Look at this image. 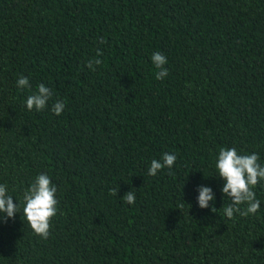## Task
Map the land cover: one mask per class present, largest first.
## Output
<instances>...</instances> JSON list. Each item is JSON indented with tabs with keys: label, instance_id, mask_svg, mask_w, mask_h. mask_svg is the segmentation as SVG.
Returning a JSON list of instances; mask_svg holds the SVG:
<instances>
[{
	"label": "trees",
	"instance_id": "16d2710c",
	"mask_svg": "<svg viewBox=\"0 0 264 264\" xmlns=\"http://www.w3.org/2000/svg\"><path fill=\"white\" fill-rule=\"evenodd\" d=\"M221 147L264 166V0H0V184L22 208L47 174L58 200L47 239L0 214V264H264V181L228 219Z\"/></svg>",
	"mask_w": 264,
	"mask_h": 264
},
{
	"label": "clouds",
	"instance_id": "9594fccd",
	"mask_svg": "<svg viewBox=\"0 0 264 264\" xmlns=\"http://www.w3.org/2000/svg\"><path fill=\"white\" fill-rule=\"evenodd\" d=\"M103 43V41H101ZM97 55H102L97 52ZM152 64L155 68L160 69L155 75L157 80H161L169 73L163 66L167 63L166 57L160 52L153 53L151 56ZM100 59L90 60L87 67L95 71L94 64L100 65ZM20 88L30 87L26 77H20L17 81ZM52 91L44 84H39L37 91L29 95L26 99V107L29 111L35 109L42 111L46 108L47 102L51 99ZM65 105L62 101H57L52 107V112L59 116L62 114ZM177 157L174 154L164 153L161 160L153 159L151 161L148 174L150 176L157 175L158 171L168 168L171 169L175 164ZM260 157L256 153L241 155L236 148L221 147L215 163L218 179L224 181L221 189L223 195L230 198V204L224 208V215L228 219L234 217V213L241 216L255 215L260 208V201L256 198L253 189L264 181V166L258 161ZM198 205L201 209L208 208L209 202L214 201V195L210 187L200 186L198 188ZM57 187L52 183L51 178L47 174L38 175L34 182L23 193V207L20 208L19 203L13 202V198L8 194L7 185L0 184V214L3 218H14L16 213L22 210L23 220L27 221L33 233L42 239H47L50 232L51 218L57 213L58 200L56 199ZM117 191L112 190V194L116 195ZM135 193L127 192L123 200L127 204L135 203ZM240 205H247L242 211ZM213 212L216 208L212 207Z\"/></svg>",
	"mask_w": 264,
	"mask_h": 264
}]
</instances>
